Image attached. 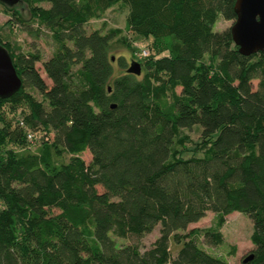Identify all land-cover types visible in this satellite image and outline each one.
<instances>
[{
	"label": "trees",
	"instance_id": "obj_1",
	"mask_svg": "<svg viewBox=\"0 0 264 264\" xmlns=\"http://www.w3.org/2000/svg\"><path fill=\"white\" fill-rule=\"evenodd\" d=\"M119 1L124 28L154 37L157 56L132 55L140 74L123 56L115 72L109 51L121 28L85 26ZM21 2L57 47L42 61L48 83L40 53L15 52L0 32L22 79L0 97V264H229L197 238L222 243L234 210L253 225V256L240 264H264V50L242 54L229 28L214 29L219 15L236 17L235 0ZM0 4L8 23L23 20L16 4ZM7 104L25 105L27 130L11 128ZM196 124L207 146L183 155L180 129ZM207 210L214 226L187 228ZM156 224L155 239L140 243Z\"/></svg>",
	"mask_w": 264,
	"mask_h": 264
},
{
	"label": "rangeland",
	"instance_id": "obj_2",
	"mask_svg": "<svg viewBox=\"0 0 264 264\" xmlns=\"http://www.w3.org/2000/svg\"><path fill=\"white\" fill-rule=\"evenodd\" d=\"M42 4L44 6L49 5L48 2H43ZM16 5L21 12L20 17L23 18V20L20 21L15 17H12V22L8 23L7 19H9V14L3 12L2 6L0 4V32L2 34V37L4 40H8L12 47L14 46L16 48L15 52H39L42 58L41 60L36 61L35 65L38 68L41 76L48 83H50L51 80L46 75L43 69L42 61L44 59H47L54 52L57 47L56 41L53 38L51 30L48 26H46L45 24H41L37 19H30V15L22 2H18L16 3ZM127 11V4L123 1H119L112 7L108 8L100 18H92L85 24L86 29L88 31L93 29H100L104 32L108 27H119L122 29L120 34L117 35L122 37H120L119 39H117V37H114L112 39V47L109 51V54L111 56H114V59H112V61L116 74H118L119 71L123 69L119 66L118 62V58L121 56H123L124 60L126 61L125 69L128 66L130 60L132 59V55H138V53L143 48H145L149 54L157 56L153 46V36L148 35L141 38H135L136 35L134 33H132L131 31H127L124 28L125 16L127 14ZM233 21L234 19H226L223 16L219 15V18L217 19L214 25V29L218 31L224 30L226 28L230 29V25ZM124 37L129 38L132 43L133 50L128 49L121 44L122 42L120 39ZM166 53L167 51H163L161 54ZM253 83L255 87L257 79H254ZM179 89L180 87L177 88V90ZM27 90L30 91L37 99L43 100L42 94L34 88L29 87ZM22 109L27 110V108H25V105L19 106L15 111L10 110L8 104L7 106H4V117H7L6 119H13V117H15L18 120V122L17 120L16 122L12 121L13 123L11 124V128H15V125H18L19 127H22L27 130V127L23 126V124L19 122V119L22 116ZM178 135V141L181 142V147L186 145L189 147V149L185 151L183 155H200L207 146V142H204L203 137L201 136V126L199 124L193 125L192 127H183L182 129H180V133ZM26 140L27 141L25 144L27 145L29 143L28 139ZM81 155L86 162L90 161L91 153L88 149L84 150ZM99 189L101 190L100 186ZM215 222L216 214L212 210H207L204 216H202L197 221L191 222L187 228L197 227L203 229L214 226ZM159 227L160 225L156 224L150 232H147L142 237H140V243L146 246L149 245L158 235ZM252 228V220L246 214L238 210H234L225 215V221L220 227V231L223 235L222 243H209L204 238L203 233H200L199 237L197 238V242L209 252L227 258L229 264H240L242 257L249 253L254 246L250 239ZM116 240L120 244H125L129 243L133 239L117 238ZM233 245L234 253L230 254V250Z\"/></svg>",
	"mask_w": 264,
	"mask_h": 264
},
{
	"label": "water",
	"instance_id": "obj_3",
	"mask_svg": "<svg viewBox=\"0 0 264 264\" xmlns=\"http://www.w3.org/2000/svg\"><path fill=\"white\" fill-rule=\"evenodd\" d=\"M7 5H15L21 0H0ZM236 17L230 25L234 43L242 54H250L264 50V0H235ZM114 59V56H111ZM142 64L137 59H131L126 71L140 74ZM22 84L8 49L0 43V97H8ZM110 89V87L108 88ZM114 104H111L113 106ZM249 253L242 261L252 258Z\"/></svg>",
	"mask_w": 264,
	"mask_h": 264
},
{
	"label": "built area",
	"instance_id": "obj_4",
	"mask_svg": "<svg viewBox=\"0 0 264 264\" xmlns=\"http://www.w3.org/2000/svg\"><path fill=\"white\" fill-rule=\"evenodd\" d=\"M148 54V51L143 48L139 53H138V56L141 57V56H146Z\"/></svg>",
	"mask_w": 264,
	"mask_h": 264
}]
</instances>
